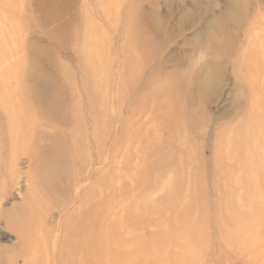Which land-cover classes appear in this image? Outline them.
I'll return each instance as SVG.
<instances>
[{"label": "rangeland", "instance_id": "obj_1", "mask_svg": "<svg viewBox=\"0 0 264 264\" xmlns=\"http://www.w3.org/2000/svg\"><path fill=\"white\" fill-rule=\"evenodd\" d=\"M105 1L113 2L108 14L99 10ZM227 18L236 26L227 27ZM249 21L260 27L247 31ZM155 27L161 30L153 36ZM94 30L103 44L95 46ZM196 43L202 52L193 51ZM249 45L264 46V0H0V207L34 192L42 224L41 234L33 231L32 255L8 261L9 251H26L1 219L0 264H264V104L252 100L264 98L263 49L261 68L251 64L263 89L249 94L235 85L236 57ZM128 53L139 60L136 69L125 66ZM216 59L219 86L190 110L202 111L199 128L177 118L186 110H174L175 122L161 119L157 92L144 91L146 83H164L171 73L183 86L179 79L191 67ZM167 101L175 108L176 90ZM37 105L66 108L60 118L25 115ZM5 109L21 110L36 125L21 133L24 125L13 126ZM92 121L104 122L100 141L91 136ZM34 129L58 140L60 149L47 158L61 169L60 181L38 173L41 150L29 160L18 145L36 139ZM242 136L249 162L238 165L225 142ZM84 143L77 159H88V167L69 166ZM78 208L92 209L93 217L77 215ZM73 220L85 228L76 231Z\"/></svg>", "mask_w": 264, "mask_h": 264}, {"label": "bare ground", "instance_id": "obj_2", "mask_svg": "<svg viewBox=\"0 0 264 264\" xmlns=\"http://www.w3.org/2000/svg\"><path fill=\"white\" fill-rule=\"evenodd\" d=\"M107 5H105V8L99 9L101 12H107V14L109 13L108 11L111 9V3L113 4V2L111 1V3H108L107 1H105ZM227 4V3H226ZM228 5V10L232 11L233 8L231 3L227 4ZM238 10V9H236ZM223 21V19H222ZM223 22H228V25H231V27L236 26L235 23H233V20L227 18L225 21ZM226 24L223 26L225 27ZM245 29H247V31L251 30L252 28H259L260 25L257 23H253V25H251V21H249L246 24ZM131 28V27H130ZM156 28V27H155ZM161 30L160 28H156L154 32H152L153 36H156V34H158L157 31ZM132 28H131V34H132ZM226 30V28H225ZM224 29H222V31H225ZM95 31V34H94ZM93 31V35H94V39L92 38V40L94 41L95 46H98L99 44H103L100 43L101 39H98L99 36L96 33V30ZM229 31V30H227ZM231 31V30H230ZM138 34H140V32H137ZM235 34L233 31H231L230 35ZM150 37V36H149ZM148 37V38H149ZM91 38V37H90ZM126 42H125V46H126V50L131 52V47H133L132 44V38L129 37L126 38ZM150 39V38H149ZM235 39V36H234ZM88 44H90V41L88 42ZM254 47V46H253ZM253 47L251 48V46L249 45V47H247L248 49H250L251 51L249 53H239L238 59L236 57L235 60V65L238 67H240V74H238L237 77V83L236 88L237 89H242L243 88H249V94H252V92H257L263 88H259L257 86V84L255 82H253L252 77V59L254 61H258L255 66H259V68H261L260 66L262 65V60H258V56L260 55V50H264V46H261L260 48L257 49H253ZM140 49L144 50L143 48H141L139 46ZM201 49L202 52V44L201 43H196L195 47L193 49V51L195 52L196 50ZM89 50V49H88ZM232 50V49H231ZM95 56L97 55V50H95ZM235 51V50H233ZM259 51V53H258ZM88 51H84L83 55L88 56L90 55ZM235 53V52H234ZM264 53V52H261ZM227 54V53H226ZM254 54V55H253ZM253 55V56H252ZM99 58V57H98ZM95 58V61H93V68L95 67V78H100V76L102 75V65L101 62L99 61V59ZM126 62L125 66H127L128 68H135L133 66L134 62H139V60L136 61L135 58L132 59V56H130V54L128 53L127 56L125 57ZM147 61L144 59L143 62L141 61V68H142V64L146 63ZM143 64V65H144ZM218 67H220L219 64V60H215V61H210L203 63V65L201 67H199L198 69H195L194 67H191L189 70V74H187L185 77H182L179 79L180 83L183 84V86L181 85H177L176 83H172L173 79L171 77V73L166 74V80L164 83H158L157 79L155 77L151 78V82H147L145 85V88H143L144 91H146L147 89H151L153 88L155 90L156 93V100H155V105H158L159 108H161L162 111V115H161V119L166 120L167 122L170 120L171 122L175 120V114H174V110H186L188 113L184 114V115H177V118H180L182 121H184L186 124H188V126H190L189 128L194 129V128H199V124L201 125L200 121H197L196 116H198V113H201L202 111L200 110L198 113H191L190 110L192 109L193 105H195L197 102L202 101V100H207L206 97L207 95L214 91L217 86H219L220 84V77H219V72H218ZM256 69H258L257 67H255ZM177 69H181V68H177ZM149 84V85H148ZM185 84V86H184ZM258 89V90H256ZM173 90L177 91V99H179V102L177 103V105L175 106V108L171 109L166 101L170 98H173ZM142 93V92H140ZM144 94V92H143ZM160 99H164V101L160 102ZM199 100V101H198ZM252 100L255 102L254 104H264V98H262V95H260V97H252ZM168 102V101H167ZM181 103L182 105H184L186 108H180L181 107ZM88 106H90V104H88ZM13 107V106H11ZM91 107V106H90ZM62 108H66V106H56V105H37V106H29L28 109L24 108V112L25 115L28 116L30 114H33V112L36 110L37 112H39L40 115H44L46 116H50L52 118H60V111L62 110ZM13 111H8V109H5V111H8V119L12 120L10 122L13 123V126H16L18 124H20L21 126L24 125V129L22 130L21 133H25L28 132V128H31L34 125H36L34 123V121H27L25 119H23V116H21V110L19 111V109H12ZM72 113V111H70V114ZM174 114V115H173ZM179 114V113H178ZM252 114V113H251ZM67 113L63 114V118L66 119ZM196 115V116H195ZM74 116V115H73ZM92 116V115H91ZM262 114H260L259 117H261ZM79 118V117H76ZM160 118L158 119V121L160 122L161 120ZM30 122V123H29ZM104 122H101L100 125H103ZM28 124V125H27ZM249 123H246L245 126L247 127ZM99 125V121L97 122H93L92 121V129H91V136L93 137V140H95L97 137V139H99L100 141V135H97V127L100 126ZM27 126V127H26ZM197 126V127H196ZM245 126L243 128H245ZM161 127V126H160ZM163 127H161L162 130ZM25 131V132H24ZM33 131H35L34 137L30 142H26V141H22L20 140V143L18 144L21 147V150L24 151V153H26V155H29V160L34 158V154L32 155V151L33 150H41V153H39V155L35 158L37 161H39L42 165V169L40 172H38L39 174L43 175L44 177L48 176L49 179H53L54 182H56V180L60 181V177H62V171L59 167H57L55 164H52V166L50 165V160H48L47 158V152H51L52 154L56 153L58 151V149H60V145L58 140L55 138V136H48L46 135H42L41 132H39L38 129H34ZM195 131V130H193ZM19 128H14V133H16L18 135ZM38 135V138H37ZM243 136L240 140L238 139H232L229 141H226L225 143H227L228 148H229V154L233 155L236 158V163L238 165H244V163L247 164V162H249V159L246 160V158L242 157V149L246 146L245 144L242 143L243 140ZM47 139V140H45ZM149 140V139H148ZM150 141V140H149ZM54 144H53V143ZM49 145H47V144ZM88 143V142H87ZM58 144V145H56ZM167 144V141L165 143V145ZM88 145V144H87ZM81 148H86V143H84L83 145L77 147V150H74L72 152V156H70V163L69 166L73 167L74 165L77 164V167L79 166V164L81 166H83L84 168L88 167V159H86L85 163H82L79 159L80 156L83 155V152H81ZM9 149L11 150V147H9ZM27 151V152H25ZM200 155V154H199ZM229 155H227L226 157L228 158ZM85 157H87L85 155ZM224 157H221V159H223ZM229 158H231L229 156ZM238 158V159H237ZM75 159H77L75 161ZM191 161V159H189ZM219 160V158H218ZM43 162L46 166V169L44 170L43 168ZM77 162V163H76ZM79 163V164H78ZM191 163V162H190ZM185 164V163H184ZM183 164V165H184ZM50 166L52 168H50ZM192 167V166H191ZM83 168V169H84ZM91 170V169H90ZM50 172V174L48 173ZM78 171H76L77 173ZM91 172H89L88 169V174H90ZM80 175V173H79ZM92 177H90L91 179ZM1 180V177H0ZM102 183V185L105 184V181H99L98 184L100 185ZM3 186V185H2ZM96 188L94 187V185H91L88 193H93V191ZM3 188L0 187V197L3 196L4 194L2 193ZM33 194V195H32ZM1 200V198H0ZM36 199H34V192H28L27 198L22 199V201H20L17 204H13L11 206V208H7V209H2L0 207V220L4 219L5 220V227H7L8 229L11 228V230H13L16 234L17 237L20 239V243H19V247L21 249H23V251H26L23 254H18V253H10L6 258L8 261H10V259L13 258V256H17V258H24V256L26 255H32V253L29 251V249L33 248V251L35 250V248L33 247L37 241L36 236L33 234V231L39 232L41 234V218H39V216L41 215V210L38 209V205L36 204ZM1 204V203H0ZM84 202L82 199H79V203L77 207H81L83 206ZM78 208V209H79ZM38 209V210H37ZM36 214V215H35ZM85 214H90L91 218L93 217V210L92 209H85V210H77V215L81 216H85ZM83 222L81 220H73L72 225L74 226L73 228L76 231H81L82 229L85 228V226L83 227ZM90 223L87 224L86 227H89ZM79 237V236H77ZM39 238V237H38ZM3 252L2 249H0V263H1V254ZM33 259V258H31ZM34 260V259H33ZM33 260L30 262V264L33 262Z\"/></svg>", "mask_w": 264, "mask_h": 264}]
</instances>
